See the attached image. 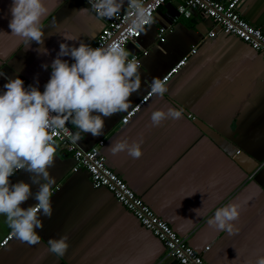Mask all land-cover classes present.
<instances>
[{
  "label": "crops",
  "instance_id": "obj_1",
  "mask_svg": "<svg viewBox=\"0 0 264 264\" xmlns=\"http://www.w3.org/2000/svg\"><path fill=\"white\" fill-rule=\"evenodd\" d=\"M44 2L48 11L40 45L12 34V0H0V90L8 78L19 77L25 87L37 85L42 91L60 44H90L104 27L84 0ZM239 11L264 31V0H243ZM161 26L171 28L164 42L158 37ZM212 29H218L213 19L198 9L186 17L177 3L163 5L141 37L127 45L129 53L148 51L139 68L141 88L130 97L129 110L153 78L160 79L186 55L187 63L168 82V91L153 95L128 122L122 119L129 110L105 118L102 135L81 133L77 144L89 149L104 140L107 164L209 264H255L264 255V54L233 35L209 37ZM193 47L197 51L191 54ZM168 108L182 109V118L151 126L152 111ZM122 138L143 142L141 158L111 153L110 146ZM74 162L71 153L56 147L49 169L56 179L52 216L40 217L39 243L30 245L14 235L0 244V264H174L163 243L111 191L93 187L85 169L72 170ZM21 180L31 183L23 170L11 177L12 183ZM230 202L242 205L236 235L207 222L216 208ZM35 203L30 198L22 206ZM200 208L197 216L194 210ZM10 231L0 215V243ZM64 235L70 247L56 256L48 241Z\"/></svg>",
  "mask_w": 264,
  "mask_h": 264
},
{
  "label": "clouds",
  "instance_id": "obj_2",
  "mask_svg": "<svg viewBox=\"0 0 264 264\" xmlns=\"http://www.w3.org/2000/svg\"><path fill=\"white\" fill-rule=\"evenodd\" d=\"M88 3L102 18L117 16L126 3L131 26L137 31H143L151 22L144 0H88ZM47 11L44 0H12L9 23L12 34L43 45L41 21ZM62 57H70L74 62ZM43 67L47 69L49 65ZM50 67L51 76L43 91L37 85L25 87L19 77L8 78L0 90V215L6 217L13 234L30 245L40 241L37 229H43L41 215L51 218L53 212L52 188L56 179L49 169L54 166L55 138L64 136L76 144L81 133L102 135L105 118L127 112L132 106L130 97L141 88L139 62L129 59V52L120 44L92 47L81 41L77 47L61 43ZM150 91L163 96L168 89L164 81L153 78ZM182 116V109H157L151 113V126L158 127L167 119L179 120ZM68 123L78 131L70 132ZM142 143L122 138L109 149L113 155L127 152L133 159H139L143 154ZM21 170L30 175L31 183L22 180L12 183L11 177ZM32 185L37 186L35 193ZM30 198L37 203L23 207ZM202 208L194 210L197 216ZM241 208L239 203H227L216 208L207 222L236 235L240 229L235 222L240 218ZM48 244L52 254L63 256L70 247L69 236L50 239ZM255 264H264V255H259Z\"/></svg>",
  "mask_w": 264,
  "mask_h": 264
},
{
  "label": "built area",
  "instance_id": "obj_3",
  "mask_svg": "<svg viewBox=\"0 0 264 264\" xmlns=\"http://www.w3.org/2000/svg\"><path fill=\"white\" fill-rule=\"evenodd\" d=\"M88 3V0H84ZM243 0H144L148 8L151 22H154L155 13L166 3H177L179 14L186 17L192 15L193 9L202 11L205 16L213 19L218 29L209 31V37H215L218 33L233 35L249 44L256 51L264 54V31L246 20L239 11ZM89 4V3H88ZM90 5V4H89ZM91 6V5H90ZM95 12V11H94ZM96 13V12H95ZM97 14V13H96ZM98 15V14H97ZM104 27L98 33L95 40L90 43L92 47H106L111 44H120L127 50V45L141 37L142 31H137L131 26V18L128 17L127 6L120 10V13L113 18H102ZM145 26V27H146ZM171 28L159 27L158 37L161 42L166 40V33ZM197 51L193 47L190 51L194 54ZM148 54L145 50L141 53H129V59H136L142 65V56ZM188 60V55L183 56L173 65L160 79L167 85L171 78L178 73ZM44 90V89H43ZM42 90V91H43ZM153 94L149 90L132 107L122 121L128 122L136 114ZM70 132L74 133L71 123L66 124ZM56 147H60L71 153L74 159L72 170L77 172L85 169L91 177L93 187H106L115 198L131 211L140 223L150 230L165 246L168 256L174 259V264H209L201 253L191 246L186 237L179 235L173 227L160 217L130 186L129 184L108 164L106 156L102 153L104 140L99 141L89 149H84L79 144H73L68 138L58 136L55 138ZM241 150H237L240 153ZM14 236L12 230L1 241V246L6 245ZM210 249V245L205 248Z\"/></svg>",
  "mask_w": 264,
  "mask_h": 264
}]
</instances>
